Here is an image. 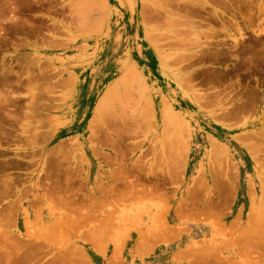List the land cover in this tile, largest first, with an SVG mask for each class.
Masks as SVG:
<instances>
[{
    "label": "rangeland",
    "instance_id": "rangeland-1",
    "mask_svg": "<svg viewBox=\"0 0 264 264\" xmlns=\"http://www.w3.org/2000/svg\"><path fill=\"white\" fill-rule=\"evenodd\" d=\"M170 1L0 0V264H264V0Z\"/></svg>",
    "mask_w": 264,
    "mask_h": 264
},
{
    "label": "bare ground",
    "instance_id": "bare-ground-1",
    "mask_svg": "<svg viewBox=\"0 0 264 264\" xmlns=\"http://www.w3.org/2000/svg\"><path fill=\"white\" fill-rule=\"evenodd\" d=\"M150 1V0H149ZM169 1V0H168ZM172 1V0H171ZM171 1H170V3H171ZM180 1V0H179ZM87 3V2H86ZM144 3V2H143ZM153 3V2H152ZM174 3V1L172 2V4ZM175 3H176V1H175ZM180 2H178V3H176V4H174V6L176 5L177 6V12H179V11H181V10H183V7H187V6H193L194 8L195 7H200V8H202V9H205L206 8V6L207 5H210L207 1H205V0H184V2H181L180 4H179ZM178 4V5H177ZM231 4V3H230ZM162 5V4H161ZM168 5V4H167ZM160 6V5H159ZM84 6H82V8H83ZM162 6H160V8H161ZM86 8V7H85ZM175 8V7H174ZM218 8V7H217ZM162 9H163V7H162ZM165 9H166V5H165ZM165 9H164V11H165ZM172 9V8H171ZM176 9V8H175ZM167 10H169V9H167ZM166 10V11H167ZM214 11V10H213ZM159 12V11H158ZM169 12H170V10H169ZM177 12H175V13H177ZM185 12H186V10H185ZM82 13V12H81ZM214 13V16H215V18L216 19H219V20H221V17L218 15V13H217V10L215 9V11L213 12ZM173 14V13H172ZM178 14V13H177ZM168 15H169V13H168ZM188 15V14H187ZM171 16V15H170ZM173 16H174V14H173ZM181 16H184V15H181ZM175 17V16H174ZM173 17V18H174ZM177 17V16H176ZM165 18V17H164ZM192 17H190V19H191ZM165 20V19H164ZM192 20V19H191ZM175 22V21H174ZM172 25H174V24H172ZM224 26V25H223ZM239 27V26H238ZM224 28V27H223ZM213 30H215L214 28H213ZM238 30H239V34L238 35H240L239 37H237V38H234V42H235V46H239L240 44H242L243 43V41H244V39H245V37H244V34L243 33H241V30H240V28H238ZM195 31V30H194ZM263 32V31H262ZM178 33V32H177ZM183 33V32H182ZM263 33H259V34H257V36H261ZM201 36V35H200ZM208 36V35H207ZM210 36V35H209ZM235 48V47H234ZM135 71V70H134ZM132 72V71H131ZM133 73V72H132ZM135 73V72H134ZM124 78V77H123ZM116 83V82H115ZM126 86H127V84H126ZM31 87V86H30ZM6 88V87H5ZM1 93V92H0ZM12 96V95H11ZM200 98H202V96H200ZM5 102H6V100H5ZM118 106V105H117ZM225 109V108H224ZM101 111V110H100ZM7 114V113H6ZM11 116V115H10ZM25 127V126H24ZM28 127V126H27ZM28 129V128H27ZM25 130V129H24ZM23 130V131H24ZM120 131H121V129H120ZM117 134H118V132H116V135L115 136H117ZM119 135V134H118ZM114 136V137H115ZM252 138V137H251ZM256 147V146H255ZM254 151V150H253ZM253 154V153H252ZM8 179V178H7ZM136 188V187H135ZM132 190V187H131V189L129 190V191H131ZM61 196V195H60ZM93 204V203H92ZM74 209V208H73ZM88 221V220H87ZM254 233V232H253ZM249 236V235H248ZM239 238V237H238ZM250 242V241H249ZM236 243V242H235ZM251 244V243H250ZM235 245V244H234ZM245 246H246V244H244ZM247 245H249V244H247ZM252 245V244H251ZM212 248V247H211ZM245 248V247H244ZM243 248V249H244ZM249 248H250V246H249ZM253 249H254V247H253ZM212 250V249H211ZM239 250V249H238ZM246 250H247V248H246ZM245 250V251H246ZM213 251V250H212ZM244 251V250H243ZM249 251H250V249H249ZM242 252V251H241ZM207 253V252H206ZM245 253V252H244ZM238 254V253H237ZM241 254V253H240ZM239 254V255H240ZM247 254H245V256H246ZM209 257V256H208ZM248 257H249V255H248ZM247 257V258H248ZM251 258V257H250ZM250 258H248V259H250ZM206 259V258H205ZM244 259V258H243ZM247 260V259H246ZM206 261H207V259H206ZM205 261V262H206ZM208 261H209V259H208ZM207 261V262H208ZM230 261V260H229ZM238 261V260H237ZM236 261V262H237ZM207 262L206 263H204V264H207ZM230 263V262H229ZM244 263V262H243ZM246 263V262H245ZM244 263V264H245ZM208 264H210V262L208 263ZM239 264V263H238Z\"/></svg>",
    "mask_w": 264,
    "mask_h": 264
}]
</instances>
